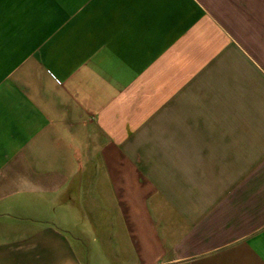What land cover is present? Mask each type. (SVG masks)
I'll return each mask as SVG.
<instances>
[{
  "label": "crops",
  "instance_id": "crops-1",
  "mask_svg": "<svg viewBox=\"0 0 264 264\" xmlns=\"http://www.w3.org/2000/svg\"><path fill=\"white\" fill-rule=\"evenodd\" d=\"M0 264H264V0H0Z\"/></svg>",
  "mask_w": 264,
  "mask_h": 264
},
{
  "label": "rangeland",
  "instance_id": "rangeland-1",
  "mask_svg": "<svg viewBox=\"0 0 264 264\" xmlns=\"http://www.w3.org/2000/svg\"><path fill=\"white\" fill-rule=\"evenodd\" d=\"M60 204H63L64 205V209L66 210V214L64 215L65 216V219L68 221L69 220H72L71 223H73L72 227H74L75 223L77 222V219L78 216H74V215H77V213H75V209L74 208H70V207H66V202L65 201H62L60 200ZM70 211L73 212V215H67L68 212L70 213ZM63 213H64V210H63Z\"/></svg>",
  "mask_w": 264,
  "mask_h": 264
}]
</instances>
